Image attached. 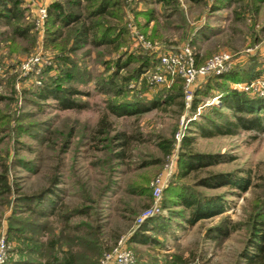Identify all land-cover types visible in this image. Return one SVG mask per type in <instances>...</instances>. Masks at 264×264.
Instances as JSON below:
<instances>
[{
  "label": "rangeland",
  "instance_id": "374dc122",
  "mask_svg": "<svg viewBox=\"0 0 264 264\" xmlns=\"http://www.w3.org/2000/svg\"><path fill=\"white\" fill-rule=\"evenodd\" d=\"M3 1L5 7L14 6L21 14V18L7 26L0 22V163L17 164L9 169L10 178L26 193H33L45 187L50 176L58 174L63 181L59 187L67 192L66 201H71L69 195L75 189L72 183L76 178L84 179V174L99 181L110 178L111 191L101 201L99 210L102 215H109L107 231L118 230L117 240L123 239L131 252L129 264H235L246 244L253 213L264 208V131L238 129L229 135L203 137L195 128L188 130V127L193 121L212 118L211 105L219 107L212 76L242 68L253 72L249 83L254 86L264 83V2L254 11L249 0L226 8H213L218 0H173L168 5L154 0H122L126 34L118 49L77 46L69 41L67 47L73 49L70 52L60 50L59 43L45 41L44 24L41 32L34 28L37 6L54 0ZM149 9L153 17L148 21L145 16L134 15V11ZM0 11L6 13L2 8ZM15 24L31 26L26 38L11 36V27ZM129 24L146 39L157 43L155 53L134 42L128 33ZM184 45L196 54L197 65L222 53L230 55L231 63L218 73L197 79L188 105L182 94L181 110L162 104L122 116L108 110L109 104H124L134 111L138 103L163 101L175 76H166L168 85L155 83L151 75L153 66L140 70L144 62L142 54H150L149 63H155L158 53ZM36 55L38 60L24 72L21 64ZM60 57L67 58L69 64H64ZM152 58L155 59L152 61ZM61 70L69 77L68 82L61 80V85L78 90L71 98L81 102L83 108L58 109L55 100L38 95L41 87L62 78ZM98 85L110 91L100 92L96 89ZM241 85L245 86L243 82L230 86L241 88ZM206 87L210 90L204 96H196L197 107L191 112L195 90ZM221 111L230 116L229 111ZM100 118L105 119L107 126L102 133H95ZM117 131L139 136L130 143L122 162L114 157L117 149L113 135ZM187 135L194 136L190 151L217 154L226 159L178 180L200 195L221 197L225 205L223 213L192 226L184 222L187 211L180 206L161 207L163 190L175 181L180 140ZM160 140L172 141L168 153L163 154L158 147ZM207 173L248 175L251 184L246 191L196 186L195 177ZM158 176L163 183L158 207L147 218L159 215L165 218L166 225L163 230L150 228L146 232L150 241L146 244L129 243L130 233L147 219L136 221L152 203L150 184ZM134 185L145 187L142 194L127 193L128 187ZM14 207L10 199L5 206L0 205V235L8 247L6 262L17 257L13 251L18 245L7 236L9 220L36 222L27 213H14ZM232 225L235 227L226 237L217 231ZM110 245L104 253L114 244Z\"/></svg>",
  "mask_w": 264,
  "mask_h": 264
},
{
  "label": "trees",
  "instance_id": "16d2710c",
  "mask_svg": "<svg viewBox=\"0 0 264 264\" xmlns=\"http://www.w3.org/2000/svg\"><path fill=\"white\" fill-rule=\"evenodd\" d=\"M155 2L172 4L173 0H154ZM197 1V0H194ZM17 3V1L15 0ZM14 2V3H15ZM242 2V0H218V4L213 8H226L232 3ZM264 0H249L250 8L257 10L259 3ZM255 4V5H253ZM125 4L122 0H54L46 5V17L44 20L45 41L59 43L60 50H73L67 47L70 41L77 46L104 47L110 46L112 50H117L120 40L126 34L123 25V10ZM0 22L3 26L10 24L12 20L21 18V14L16 7H5L3 0H0ZM151 9L144 11H134L135 16H145L147 21L153 16ZM31 26L15 24L11 27L10 34L13 37L26 38ZM66 46V48H65ZM147 56V58H146ZM196 56V54H195ZM151 55L142 54L140 70L152 67L155 63H149ZM196 58V57H195ZM64 64H69L68 59L60 57ZM116 64V62H115ZM118 65H116V68ZM63 70V69H62ZM62 78L51 81L47 86L41 87L37 92L39 96L50 97L56 102L58 109H80L84 105L71 98L78 94V90L73 86L64 87L61 82L69 77L65 71ZM139 70V69H138ZM253 72L248 70L230 69L219 75L212 76L213 88L218 92L219 107L211 105L212 118H205L198 122H191L188 130H195L203 137L216 135H229L241 130L264 131V95L259 94L251 88H235L231 84L251 82ZM166 96L161 99L152 100L148 103H138L134 106V111L128 109L124 104L107 106L108 110L122 116L133 112H143L152 108H158L160 104L174 105L178 110L183 106L182 80L174 77ZM62 80V81H61ZM112 83L111 80H108ZM212 82V81H211ZM112 87V85L110 86ZM100 92H109L107 88L97 86ZM209 87L196 89L192 98L190 111H195L197 107V97L207 94ZM114 94H117L114 90ZM230 112V116L221 110ZM131 112V113H130ZM107 126L104 118L98 121L95 133H102ZM135 137V139H134ZM116 141L114 157L119 162L126 158V151L130 149V143L139 139L138 135H127L123 131H117L113 135ZM194 136H183L179 143V157L177 159V169L175 181L171 182L164 190L161 207L168 208L180 206L187 211L184 222L192 226L197 221L207 219L224 212L225 205L221 197L212 195H200L198 192L179 182L190 173L213 166L219 162L226 161L225 158L217 154H201L192 152L188 148L192 144ZM163 154L169 152L172 141L160 140L157 143ZM17 164L0 163V205L5 206L9 199L14 204V213H27L36 218L19 219V222L10 219L7 225L8 238L18 244L13 252L17 255L15 259L4 264H99V260L110 248V244H115L119 237V231L109 229L108 214H101L99 210L101 201L111 191L110 178L104 180L91 179L84 174V179L76 178L72 185L73 189L70 199L66 201V191L59 187L63 183L58 174L48 178L47 185L37 192L26 193L22 190L8 173L10 168ZM91 175H93L91 173ZM249 176H241L233 173H207L201 177H195V185L205 188L228 187L239 191H246L250 186ZM140 185L128 187L129 194H142ZM148 205V204H147ZM257 210V208H256ZM130 213L132 211L128 210ZM261 213L263 215H261ZM249 226V234L246 244L238 253V261L235 264H264V208L253 213ZM32 220V221H29ZM38 221V222H37ZM165 218L159 215L152 216L140 223L137 229L128 236L129 243H148L150 237L146 232L153 229L163 230ZM232 225L229 229H218V233L227 236L234 229Z\"/></svg>",
  "mask_w": 264,
  "mask_h": 264
},
{
  "label": "built area",
  "instance_id": "2783aa9c",
  "mask_svg": "<svg viewBox=\"0 0 264 264\" xmlns=\"http://www.w3.org/2000/svg\"><path fill=\"white\" fill-rule=\"evenodd\" d=\"M46 17V5H39L35 9L34 28L41 32L44 20ZM130 21V20H129ZM131 23V22H130ZM128 33L131 35L134 42L140 45L142 48L147 49L151 52H156L158 45L157 43L151 42L146 39L142 34L136 32L131 24L128 25ZM38 60V55L27 59L21 64V69L24 72L30 70L32 64ZM230 55L222 53L214 55L204 61L202 64H195V53L192 51L190 46L184 45L174 50H167L157 54L156 65L153 66L151 75L152 80L155 83H165L168 85L166 76H178L182 80V94L185 105H188L191 100V88L195 81L202 78L209 73H218V71L224 69L231 63ZM258 82H256L257 84ZM243 88H251L256 90L259 94L264 95V83L259 82L257 86L254 83H249ZM256 87V88H255ZM216 98V97H215ZM213 98V100H215ZM212 100V99H211ZM177 135V134H176ZM151 205L143 210L136 218L137 223H140L145 218L152 215L157 210V204L162 191L163 183L161 178L158 176L151 181ZM8 247L3 235H0V264H4L7 260ZM132 261L131 252L125 247L124 240L119 238L113 247L99 260V264H129Z\"/></svg>",
  "mask_w": 264,
  "mask_h": 264
},
{
  "label": "crops",
  "instance_id": "0c3cea01",
  "mask_svg": "<svg viewBox=\"0 0 264 264\" xmlns=\"http://www.w3.org/2000/svg\"><path fill=\"white\" fill-rule=\"evenodd\" d=\"M15 253V252H14ZM16 255V254H15Z\"/></svg>",
  "mask_w": 264,
  "mask_h": 264
}]
</instances>
